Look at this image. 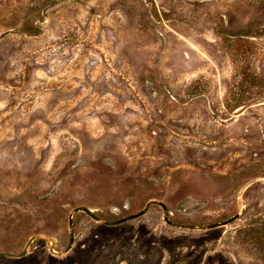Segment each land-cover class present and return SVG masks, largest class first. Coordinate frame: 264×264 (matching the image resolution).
<instances>
[{"label":"rangeland","instance_id":"374dc122","mask_svg":"<svg viewBox=\"0 0 264 264\" xmlns=\"http://www.w3.org/2000/svg\"><path fill=\"white\" fill-rule=\"evenodd\" d=\"M224 36L264 74V0H0V264H264Z\"/></svg>","mask_w":264,"mask_h":264},{"label":"trees","instance_id":"16d2710c","mask_svg":"<svg viewBox=\"0 0 264 264\" xmlns=\"http://www.w3.org/2000/svg\"><path fill=\"white\" fill-rule=\"evenodd\" d=\"M234 49L233 71L226 92L225 107L231 112L247 108L264 100V74L258 73L248 58L249 43L223 38Z\"/></svg>","mask_w":264,"mask_h":264},{"label":"water","instance_id":"95a60500","mask_svg":"<svg viewBox=\"0 0 264 264\" xmlns=\"http://www.w3.org/2000/svg\"><path fill=\"white\" fill-rule=\"evenodd\" d=\"M162 208L165 210L166 207L164 204L162 203H159ZM148 206V205H147ZM146 206V207H147ZM77 211H82L84 212L85 214H87L90 218H92L93 220L97 221V222H100V219L98 218V216H96L92 210H90L89 208L87 207H84V206H79V207H76L74 208L73 212H77ZM144 212V210H141L140 212L136 213V214H130V215H127V216H124L118 220H114V221H102V223L104 225H107V226H113V225H118V224H121L127 220H130V219H133V218H136L138 216H140L142 213ZM68 224L69 226H71L72 224V216L70 214L69 216V221H68ZM34 237L30 238L26 244V247L33 241ZM70 242H72V235H71V239H70ZM68 250V248L66 249ZM26 252V248L22 251V253L18 256H15L13 254H10V253H6V252H0V257H8V258H13V257H20V256H23Z\"/></svg>","mask_w":264,"mask_h":264}]
</instances>
